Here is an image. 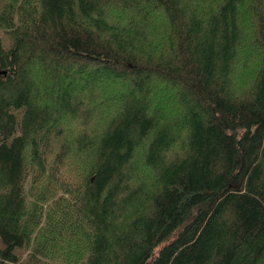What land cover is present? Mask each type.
Returning <instances> with one entry per match:
<instances>
[{
	"label": "trees",
	"instance_id": "trees-1",
	"mask_svg": "<svg viewBox=\"0 0 264 264\" xmlns=\"http://www.w3.org/2000/svg\"><path fill=\"white\" fill-rule=\"evenodd\" d=\"M0 29V264H264V0H0Z\"/></svg>",
	"mask_w": 264,
	"mask_h": 264
},
{
	"label": "rangeland",
	"instance_id": "rangeland-1",
	"mask_svg": "<svg viewBox=\"0 0 264 264\" xmlns=\"http://www.w3.org/2000/svg\"><path fill=\"white\" fill-rule=\"evenodd\" d=\"M0 40L4 46L9 45L10 39L7 36V34L5 32H3L1 29H0ZM136 160H138L137 155H136ZM20 254H21L22 259H27L30 255V247L21 249Z\"/></svg>",
	"mask_w": 264,
	"mask_h": 264
},
{
	"label": "bare ground",
	"instance_id": "bare-ground-1",
	"mask_svg": "<svg viewBox=\"0 0 264 264\" xmlns=\"http://www.w3.org/2000/svg\"><path fill=\"white\" fill-rule=\"evenodd\" d=\"M107 112V111H106Z\"/></svg>",
	"mask_w": 264,
	"mask_h": 264
}]
</instances>
